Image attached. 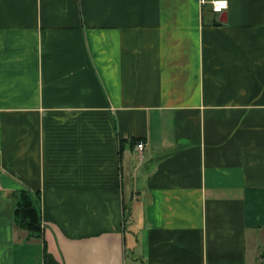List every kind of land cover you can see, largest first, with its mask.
<instances>
[{
  "label": "crops",
  "instance_id": "obj_1",
  "mask_svg": "<svg viewBox=\"0 0 264 264\" xmlns=\"http://www.w3.org/2000/svg\"><path fill=\"white\" fill-rule=\"evenodd\" d=\"M227 1L0 0V264H264V0Z\"/></svg>",
  "mask_w": 264,
  "mask_h": 264
},
{
  "label": "trees",
  "instance_id": "obj_2",
  "mask_svg": "<svg viewBox=\"0 0 264 264\" xmlns=\"http://www.w3.org/2000/svg\"><path fill=\"white\" fill-rule=\"evenodd\" d=\"M208 11L212 13L210 9H208ZM211 23L220 25L215 19L212 20ZM38 213V206L33 204L32 200L25 192H20L19 199L14 209V220L19 228L27 231L30 237L40 232V219Z\"/></svg>",
  "mask_w": 264,
  "mask_h": 264
},
{
  "label": "built area",
  "instance_id": "obj_3",
  "mask_svg": "<svg viewBox=\"0 0 264 264\" xmlns=\"http://www.w3.org/2000/svg\"><path fill=\"white\" fill-rule=\"evenodd\" d=\"M201 6H207L213 14L219 15L227 10V0H199ZM145 143L138 142L135 144V149L141 152L144 149Z\"/></svg>",
  "mask_w": 264,
  "mask_h": 264
},
{
  "label": "water",
  "instance_id": "obj_4",
  "mask_svg": "<svg viewBox=\"0 0 264 264\" xmlns=\"http://www.w3.org/2000/svg\"><path fill=\"white\" fill-rule=\"evenodd\" d=\"M222 16H224V12L221 13V14L219 15V18H218V21L221 22V23L226 21V19H222Z\"/></svg>",
  "mask_w": 264,
  "mask_h": 264
},
{
  "label": "rangeland",
  "instance_id": "obj_5",
  "mask_svg": "<svg viewBox=\"0 0 264 264\" xmlns=\"http://www.w3.org/2000/svg\"><path fill=\"white\" fill-rule=\"evenodd\" d=\"M225 12V11H224Z\"/></svg>",
  "mask_w": 264,
  "mask_h": 264
}]
</instances>
